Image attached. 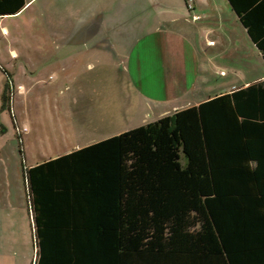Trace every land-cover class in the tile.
<instances>
[{
	"label": "trees",
	"instance_id": "trees-1",
	"mask_svg": "<svg viewBox=\"0 0 264 264\" xmlns=\"http://www.w3.org/2000/svg\"><path fill=\"white\" fill-rule=\"evenodd\" d=\"M229 1L264 57V0ZM25 169L35 264H264V80Z\"/></svg>",
	"mask_w": 264,
	"mask_h": 264
},
{
	"label": "crops",
	"instance_id": "crops-1",
	"mask_svg": "<svg viewBox=\"0 0 264 264\" xmlns=\"http://www.w3.org/2000/svg\"><path fill=\"white\" fill-rule=\"evenodd\" d=\"M36 1L26 0L20 12L0 18L21 16ZM54 4L50 10L56 8ZM64 8L69 16L64 13L63 31L55 29L48 35L55 51H49L42 67L54 69L58 62L71 72L80 65L88 75L80 79L83 86L95 82L98 88L116 90L110 91L118 107L108 116L110 121L119 119L122 109L121 117L129 122L122 127L117 123L114 129L67 147L60 155L217 95L209 92L213 74L224 76L218 94L264 80L263 53L229 0H195L192 12L187 0H80ZM15 55L20 57L18 50ZM205 72L211 74L206 87L201 83ZM18 153L20 143L17 154L13 146L0 145V208L22 202L27 191L22 153ZM9 154L21 168L15 184L3 177Z\"/></svg>",
	"mask_w": 264,
	"mask_h": 264
},
{
	"label": "rangeland",
	"instance_id": "rangeland-1",
	"mask_svg": "<svg viewBox=\"0 0 264 264\" xmlns=\"http://www.w3.org/2000/svg\"><path fill=\"white\" fill-rule=\"evenodd\" d=\"M68 2L78 4L80 0H37L21 16L0 18V145L9 149L13 146L17 154L20 143L24 177L30 165L90 141L114 129L117 123L122 127L129 122L121 117L122 109L119 119L110 121L108 116L118 108L110 91L116 90L98 88L95 82L83 86L80 79L88 75L80 65L71 72L64 71L58 62L54 69L42 67V60L50 57L49 51H55L48 35L55 29L63 31L64 13L69 16L64 8ZM53 3L56 8L50 10ZM16 50L20 57L15 55ZM209 75L202 73L204 87L208 86ZM212 79L209 92L218 94L225 84L224 76L216 73ZM8 81L10 99L9 107H5L3 94ZM11 159L9 154L3 177L15 184L21 168ZM30 204L27 190L22 202L0 208V264H35L36 229Z\"/></svg>",
	"mask_w": 264,
	"mask_h": 264
},
{
	"label": "built area",
	"instance_id": "built-area-1",
	"mask_svg": "<svg viewBox=\"0 0 264 264\" xmlns=\"http://www.w3.org/2000/svg\"><path fill=\"white\" fill-rule=\"evenodd\" d=\"M187 7L192 12L195 9V0H187ZM195 18H200V15H195Z\"/></svg>",
	"mask_w": 264,
	"mask_h": 264
}]
</instances>
